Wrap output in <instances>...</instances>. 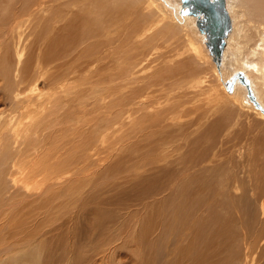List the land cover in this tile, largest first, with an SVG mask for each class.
Returning a JSON list of instances; mask_svg holds the SVG:
<instances>
[{
    "label": "bare ground",
    "instance_id": "6f19581e",
    "mask_svg": "<svg viewBox=\"0 0 264 264\" xmlns=\"http://www.w3.org/2000/svg\"><path fill=\"white\" fill-rule=\"evenodd\" d=\"M50 2L48 41L52 47L62 45L64 53L50 50L45 58L39 54L31 66H24L25 48L13 41L12 58L8 59H14V63L0 62V76L11 93L9 99L18 110L25 106L20 108L17 126H12L10 136L20 141L24 149L12 154L13 165L8 164L9 155L5 160L6 154L2 153L0 175L5 166L16 169V164H20L19 171L26 169L24 178L43 174V179H66L65 176L86 168L91 158L99 155L105 140L124 135L132 138L133 151L139 139L141 144L155 141L163 156V174L182 177L179 185L172 183L181 186L198 167L193 169L186 162L182 168L168 165L182 155L180 146L166 130L168 120L163 114L180 108L177 104L181 93L188 88L203 87L210 101L230 102L238 110L246 108L264 122V0H224L230 30L219 65L209 52L205 33L198 27L199 18L184 11L181 0H101L94 7L97 12L80 7L81 13L74 20L68 16L76 1L65 0L63 8L61 3L56 7L59 0ZM134 14L139 23L132 25L130 18ZM16 26L11 36L13 40L18 37L20 42L21 22ZM117 41L119 44H115ZM160 42L171 50L162 51L164 46ZM239 74L245 77L247 85L238 79ZM231 79L233 86L229 91L227 82ZM39 85L48 91L42 92ZM169 122L184 129L181 113ZM2 123L0 146L6 142L3 132L7 124ZM184 136L181 137L185 141ZM161 142L165 150L160 148ZM151 152L152 147L147 146L139 154L145 157ZM231 176L229 180L236 189L237 179L234 173ZM12 179L16 186L13 191L0 188V264H19L23 258L20 252L32 248V227L43 222L39 214L53 211L50 202L32 208L31 192L17 188V180ZM60 203H56V209ZM263 207L264 204L262 212ZM41 231L43 236L50 233ZM263 255L259 251V258Z\"/></svg>",
    "mask_w": 264,
    "mask_h": 264
},
{
    "label": "rangeland",
    "instance_id": "374dc122",
    "mask_svg": "<svg viewBox=\"0 0 264 264\" xmlns=\"http://www.w3.org/2000/svg\"><path fill=\"white\" fill-rule=\"evenodd\" d=\"M64 1L59 0L56 7ZM74 1L76 6H70L68 16L72 20L80 15V7L97 12L95 5L102 3L101 0ZM50 3V0H43L42 4L41 0H0L2 65L6 60H14H10L13 41L25 48L23 59L27 62L24 66H31L39 54L45 58L50 50L64 53L62 45L52 47L48 41ZM136 17L134 14L130 18L132 25L139 23ZM18 22L22 24L20 42L18 37L13 40L11 36ZM160 45L164 46L162 51L171 50L166 43L160 42ZM13 63H9L10 66ZM192 75L195 74L189 76ZM2 78L0 76V122L7 126L0 159L5 153L4 159L9 155L8 164L13 165L12 154H19L23 144L10 136L17 126L18 112L25 106L16 108ZM39 86L42 92L48 91ZM181 95L177 104L180 108L163 114L168 120L166 130L180 146L182 155L168 165L182 168L186 162L193 169L198 167L181 186L172 183L179 185L182 177L163 174V156L155 141L146 140L141 144L139 139L133 151L132 138L124 135L105 140L99 155L91 158L86 168L65 176L66 179H43V174L24 178L26 169L19 171L20 164H16V169L3 168L0 188L13 191L16 188L13 177L17 188L31 192L32 208L50 202L55 212L39 214L43 222L32 227V248L20 252L23 258L19 264L264 263V257L259 258V251L264 254V207L263 212L261 210L264 204V122L246 108L238 110L230 102L210 101L203 87L185 89ZM180 113L184 129L169 122ZM147 146L152 147V152L142 157L139 153ZM160 148L165 150L162 142ZM232 173L237 179L236 189L229 180ZM191 186L199 188L191 189ZM54 191H57L55 195ZM50 193L60 199L46 196ZM56 203L61 204L60 208L56 209ZM45 221L50 225L45 226ZM42 229L50 233L43 236Z\"/></svg>",
    "mask_w": 264,
    "mask_h": 264
},
{
    "label": "water",
    "instance_id": "95a60500",
    "mask_svg": "<svg viewBox=\"0 0 264 264\" xmlns=\"http://www.w3.org/2000/svg\"><path fill=\"white\" fill-rule=\"evenodd\" d=\"M182 8L190 14L199 18L198 27L205 33L206 45L217 65L220 63L222 50L225 45V37L230 30V20L225 8L224 0H181ZM238 79L247 85V81L242 74ZM233 79L227 82L230 91L233 86ZM250 98L251 94H250ZM257 106V103H255Z\"/></svg>",
    "mask_w": 264,
    "mask_h": 264
}]
</instances>
